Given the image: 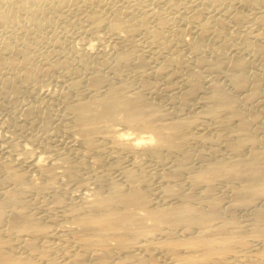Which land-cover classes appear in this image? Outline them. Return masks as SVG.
Segmentation results:
<instances>
[{
  "label": "bare ground",
  "instance_id": "obj_1",
  "mask_svg": "<svg viewBox=\"0 0 264 264\" xmlns=\"http://www.w3.org/2000/svg\"><path fill=\"white\" fill-rule=\"evenodd\" d=\"M40 3L0 0L3 91L57 67L27 21L72 18L105 44L60 63L49 140L29 141L44 151L0 146V264H264V0ZM79 172L93 189L59 196Z\"/></svg>",
  "mask_w": 264,
  "mask_h": 264
},
{
  "label": "rangeland",
  "instance_id": "obj_2",
  "mask_svg": "<svg viewBox=\"0 0 264 264\" xmlns=\"http://www.w3.org/2000/svg\"><path fill=\"white\" fill-rule=\"evenodd\" d=\"M35 1H37V3H42L43 0H30V3H35ZM0 10L3 9L0 7ZM16 11H19V8H16ZM24 12L23 9L20 10L21 14ZM47 17L45 20L43 19L44 17H42L43 20L40 19L39 25L27 21L23 23V26H25L23 28L31 32L29 45L32 53L36 55V63L40 60H46L48 63L55 62L57 67L53 71L45 73L42 70L35 80L29 83L19 84V95L12 94L9 91L10 88L7 91H3L5 77L0 76V146L9 145L11 142H6L5 137L12 136L20 147L31 146L36 151H44L43 148H40L39 144L38 146L36 144L31 145L29 141L32 137L38 139L40 142L49 140L48 133L44 132V122L41 118V114L47 113L55 116L57 112L59 113L60 106L58 102H56V94L61 92V90L66 87L67 81L73 77L70 76L69 78L63 74L60 63L64 62L67 70L82 69L83 66H91L93 64L92 62H88L87 65L82 62L85 49L90 48L92 43L105 44V41H97V37L105 35L104 30L102 31L99 29L97 32L87 34L88 31H86L83 26L80 28V25L74 23L75 21H73L72 18H69L70 21L69 19L51 20L49 15H47ZM46 21L48 24L45 23ZM72 22L76 26H74ZM11 27L16 29V25L9 26L10 29ZM40 28L42 29L40 30ZM6 31L7 30L0 27V40L5 35L4 33H6ZM102 49L103 47H98L99 51ZM43 55L44 57H42ZM95 60H101V56L95 58L94 61ZM36 63L34 62L33 64L35 65ZM28 108H34L36 111L29 115V117H26L25 110ZM58 143L61 142L58 141ZM8 150L12 151L11 149ZM57 153L58 152H54L51 153V155L55 156ZM1 155L2 151H0V156ZM146 164H148L147 166L150 168H157V166L160 165V163L155 160H150ZM92 175V173L79 172L75 181H68L66 178L60 180L57 183L58 195L74 196L84 188L90 191L93 189V185L91 182L89 183V178ZM109 177L111 178L113 175H109L108 179L105 180L106 188L110 180ZM105 187L102 188V191H106ZM222 189L223 188L219 189L220 192L223 191ZM235 215L243 220V212L238 211Z\"/></svg>",
  "mask_w": 264,
  "mask_h": 264
}]
</instances>
